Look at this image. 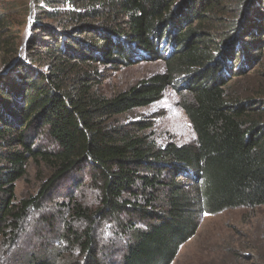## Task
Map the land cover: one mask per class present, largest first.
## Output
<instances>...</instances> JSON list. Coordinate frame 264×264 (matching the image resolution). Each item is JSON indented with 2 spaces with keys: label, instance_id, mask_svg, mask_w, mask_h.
Segmentation results:
<instances>
[{
  "label": "trees",
  "instance_id": "trees-1",
  "mask_svg": "<svg viewBox=\"0 0 264 264\" xmlns=\"http://www.w3.org/2000/svg\"><path fill=\"white\" fill-rule=\"evenodd\" d=\"M162 40L163 74L104 91L102 68L151 56ZM263 61L264 0H3L0 251L37 206L16 196L31 164L49 172L40 198L80 175L98 197L95 212L69 207L72 258L60 264H172L205 215L264 207ZM182 77L195 143L161 145L151 122L122 120ZM104 222L129 236L120 263L99 258ZM18 264L58 262L32 254Z\"/></svg>",
  "mask_w": 264,
  "mask_h": 264
},
{
  "label": "rangeland",
  "instance_id": "rangeland-1",
  "mask_svg": "<svg viewBox=\"0 0 264 264\" xmlns=\"http://www.w3.org/2000/svg\"><path fill=\"white\" fill-rule=\"evenodd\" d=\"M2 1L0 0V5ZM185 5L186 2L180 11ZM155 46V54L148 57L142 55L140 58L142 53L136 52L137 57L131 60V65L102 68L104 91L115 95L128 91L153 76L163 74L166 71L164 58L168 56L170 48L163 47V40L155 43ZM256 69L264 77V61ZM184 78L168 88L159 102L138 109L122 120L151 122V135L161 145L169 142L181 146L195 143L194 131L182 105L181 93L187 88ZM248 85L246 82L247 87ZM48 177L49 172L45 166L31 164L27 175L18 182V201L35 198L37 206L30 209L17 243L7 252L0 251L2 264H18L32 254H48L58 264L71 260L70 246L64 240L70 220L68 209L76 200L95 212L99 207L98 197L87 178L80 175L63 180L54 190L40 198L43 184ZM79 225L81 224L77 223L76 227ZM114 230L109 222L98 225L96 230L99 258L106 263H120L129 240L128 235H118ZM77 255L74 254V258ZM237 261L251 264L261 261L264 264V207L230 210L215 216L205 215L195 237L182 247L172 264H236Z\"/></svg>",
  "mask_w": 264,
  "mask_h": 264
},
{
  "label": "water",
  "instance_id": "water-1",
  "mask_svg": "<svg viewBox=\"0 0 264 264\" xmlns=\"http://www.w3.org/2000/svg\"><path fill=\"white\" fill-rule=\"evenodd\" d=\"M16 62H17V61H15V63H16ZM5 70H6V69H4L3 71H5ZM3 71H2V72H3ZM6 71H7V70H6Z\"/></svg>",
  "mask_w": 264,
  "mask_h": 264
}]
</instances>
